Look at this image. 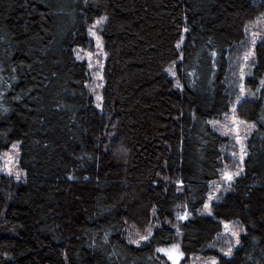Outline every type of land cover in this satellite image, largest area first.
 Instances as JSON below:
<instances>
[{"label": "trees", "instance_id": "obj_1", "mask_svg": "<svg viewBox=\"0 0 264 264\" xmlns=\"http://www.w3.org/2000/svg\"><path fill=\"white\" fill-rule=\"evenodd\" d=\"M97 23L100 104L77 56ZM249 53L243 172L205 213ZM176 240L180 264H264V0H0V264H165Z\"/></svg>", "mask_w": 264, "mask_h": 264}, {"label": "rangeland", "instance_id": "obj_2", "mask_svg": "<svg viewBox=\"0 0 264 264\" xmlns=\"http://www.w3.org/2000/svg\"><path fill=\"white\" fill-rule=\"evenodd\" d=\"M98 25L99 23L95 24L90 29V36L95 40L96 48L92 51L79 50L77 51V56L88 66L91 78L89 85L91 93L96 103L100 104L102 100L105 52L103 50ZM254 37H260L258 32H254ZM252 66L251 54L247 60H245V57L243 58L239 70L241 82L239 99L234 103L230 113L226 117L219 121H214L213 123L214 128L227 139V142L225 143V148L223 150L224 164L222 166L221 175L218 180L213 181L210 185V194L206 203L208 207H204L205 213L210 212L212 203L217 201L219 197L230 188V185L234 180L243 172L247 155V141L254 130V125L241 121L236 114V110L242 101L252 97L245 85V80L249 77ZM241 88H243V91H241ZM19 155V145L14 144L7 151L2 153L1 158V173L17 181L22 180L25 174L19 165ZM241 157H243V159H241ZM237 172H239V175H235ZM226 174L232 175L233 178L229 181L225 178ZM188 214L189 213L184 207H181L174 213V218L179 222L184 220ZM233 232H236L238 235L233 236ZM242 233V228L236 224L230 223L225 225L224 236L227 239V243L230 245V249L235 248L239 244V242L237 243V240L240 241ZM148 235V230L144 234L136 233V236L131 239L132 243L144 242L146 239L143 238L148 237ZM159 253L165 257V264H180L183 258L178 240L170 246L160 248ZM213 262L216 264L215 260L195 258L192 264H213Z\"/></svg>", "mask_w": 264, "mask_h": 264}, {"label": "snow or ice", "instance_id": "obj_3", "mask_svg": "<svg viewBox=\"0 0 264 264\" xmlns=\"http://www.w3.org/2000/svg\"><path fill=\"white\" fill-rule=\"evenodd\" d=\"M185 31H187V29H185ZM94 34V33H93ZM255 41H253V43H254ZM251 55V53H249L248 55H246L245 56V60H247L248 58H249V56ZM241 91H243V88H241ZM98 107H99V105H97ZM241 159H243V157H241ZM241 171H242V169H241ZM235 175H239V172H237V173H235ZM17 178H19V177H17ZM226 179H228L229 181L233 178V176L232 175H228V174H226V177H225ZM205 207H208L207 205L205 206ZM227 227V226H226ZM232 235L233 236H237L238 234L236 233V232H233L232 233ZM143 239H147V237H144ZM239 241L237 240V243H238ZM230 252H231V249H229V252L228 253H226V254H230ZM213 264H215V262H213Z\"/></svg>", "mask_w": 264, "mask_h": 264}]
</instances>
